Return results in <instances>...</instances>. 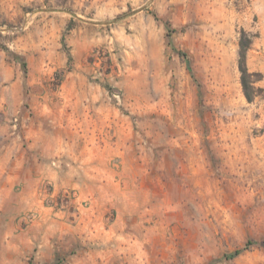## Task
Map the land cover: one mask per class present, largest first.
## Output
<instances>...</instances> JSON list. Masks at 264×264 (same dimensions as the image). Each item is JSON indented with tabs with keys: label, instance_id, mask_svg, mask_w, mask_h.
<instances>
[{
	"label": "rangeland",
	"instance_id": "1",
	"mask_svg": "<svg viewBox=\"0 0 264 264\" xmlns=\"http://www.w3.org/2000/svg\"><path fill=\"white\" fill-rule=\"evenodd\" d=\"M112 5L75 12L65 0H0V141L25 131L42 95L34 85L53 90L69 74L87 86L84 102L107 101L128 121L111 141L147 168L145 213L111 218L120 233L87 243L84 264H264V97L247 101L237 67L244 30L247 67L264 88V0ZM10 85L22 90L16 112L4 107ZM41 254H0V264H49Z\"/></svg>",
	"mask_w": 264,
	"mask_h": 264
},
{
	"label": "crops",
	"instance_id": "2",
	"mask_svg": "<svg viewBox=\"0 0 264 264\" xmlns=\"http://www.w3.org/2000/svg\"><path fill=\"white\" fill-rule=\"evenodd\" d=\"M113 1L65 4L80 12L83 7L111 10ZM67 77L53 90L34 85L33 91L42 95L32 97L34 115L20 122L27 126L25 131L2 135L0 254H8L6 259L19 261L26 252L38 250L49 264H84L87 243L120 233L107 225L111 218L118 223L145 213L138 206L147 193L141 186L147 168L135 165L132 154L111 141L115 136L117 143L130 131L128 121L107 101L84 102L87 86ZM3 93L2 106L18 111L24 100L20 87L7 86ZM66 192L74 195L69 210L47 204L46 198L56 204ZM102 224L109 228L99 231Z\"/></svg>",
	"mask_w": 264,
	"mask_h": 264
},
{
	"label": "trees",
	"instance_id": "3",
	"mask_svg": "<svg viewBox=\"0 0 264 264\" xmlns=\"http://www.w3.org/2000/svg\"><path fill=\"white\" fill-rule=\"evenodd\" d=\"M71 22L67 24L68 29H70ZM62 42L65 47L64 37H62ZM252 42L251 35H248L244 30L240 31V36L238 39V59H237V67L240 72V84L242 88V92L247 99V101H252L257 95H262L264 97V88L260 86H256L255 82L260 78L261 74L255 71H249L246 64V52ZM73 60V56L70 51L67 52V63L71 64ZM22 66L26 68V62L22 60ZM250 241L247 240L242 247V249H247L250 245ZM241 252V249H236L233 255H237ZM31 263V262H30Z\"/></svg>",
	"mask_w": 264,
	"mask_h": 264
},
{
	"label": "built area",
	"instance_id": "4",
	"mask_svg": "<svg viewBox=\"0 0 264 264\" xmlns=\"http://www.w3.org/2000/svg\"><path fill=\"white\" fill-rule=\"evenodd\" d=\"M58 162L59 160L57 159L53 160L54 165H57ZM73 199H74L73 192H66L56 200L55 205L58 206L60 209H65L67 206L71 205Z\"/></svg>",
	"mask_w": 264,
	"mask_h": 264
},
{
	"label": "water",
	"instance_id": "5",
	"mask_svg": "<svg viewBox=\"0 0 264 264\" xmlns=\"http://www.w3.org/2000/svg\"><path fill=\"white\" fill-rule=\"evenodd\" d=\"M134 12H136V11H134ZM134 12H132V13H129L128 15H130V14H133ZM107 22H111V21H107Z\"/></svg>",
	"mask_w": 264,
	"mask_h": 264
}]
</instances>
